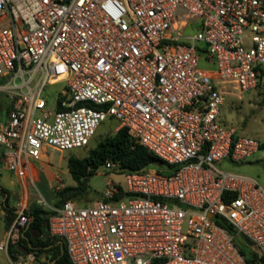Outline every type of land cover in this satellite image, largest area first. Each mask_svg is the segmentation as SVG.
Returning a JSON list of instances; mask_svg holds the SVG:
<instances>
[{
    "label": "built area",
    "instance_id": "obj_1",
    "mask_svg": "<svg viewBox=\"0 0 264 264\" xmlns=\"http://www.w3.org/2000/svg\"><path fill=\"white\" fill-rule=\"evenodd\" d=\"M1 76L6 169L31 178L47 147H86L108 118L174 165L124 171L125 186L110 182L93 204L51 206L48 230L73 264H249L216 218L264 255V187L220 166L261 142L218 120L226 94L264 79V0H0ZM28 206L16 203L0 239L12 264L37 261L9 250Z\"/></svg>",
    "mask_w": 264,
    "mask_h": 264
},
{
    "label": "rangeland",
    "instance_id": "obj_2",
    "mask_svg": "<svg viewBox=\"0 0 264 264\" xmlns=\"http://www.w3.org/2000/svg\"><path fill=\"white\" fill-rule=\"evenodd\" d=\"M186 32L191 31L189 28L184 29ZM200 65L209 67L203 60ZM213 66V65H212ZM7 76L0 77V122L5 121L8 115V109L12 104V98L5 90ZM19 80V79H18ZM64 86V82H57L47 86L46 91L56 97L57 91ZM54 106V101L49 103ZM219 122L227 125H234L238 128L240 134L256 137L261 142L259 148L245 160L230 162L224 159L220 166L225 169L242 172L255 177L264 187V89L262 87L252 88L240 94L228 93L225 95L224 102L221 105ZM115 119L108 118L101 122L91 137L86 147L70 148L58 150L53 147H47L39 159L31 161L32 181L29 179L30 192L35 198L44 200L43 206H54L55 191L66 184L76 183L68 169L69 154L83 155L88 148L94 146L99 139L107 133L112 132L115 126ZM1 155V154H0ZM0 162V172L9 173L2 167ZM88 183L87 195L84 198L76 199L81 203L93 204L101 196L104 189L110 182H116L125 186V175L123 172L113 168L100 165L96 172L86 178ZM56 186H59L56 188ZM16 202L20 198V193H16ZM3 220L2 217H0ZM254 247L258 250L257 246ZM259 251V250H258ZM260 252V251H259Z\"/></svg>",
    "mask_w": 264,
    "mask_h": 264
},
{
    "label": "trees",
    "instance_id": "obj_3",
    "mask_svg": "<svg viewBox=\"0 0 264 264\" xmlns=\"http://www.w3.org/2000/svg\"><path fill=\"white\" fill-rule=\"evenodd\" d=\"M259 86L264 89V79L259 80L254 88ZM10 108L11 106L8 111ZM115 123L117 122L115 121ZM223 125L229 126L227 124ZM261 146L260 144V148ZM109 160L118 164L120 168L118 171L120 172L140 170L149 166L168 173L174 170L173 164L163 160L152 150L138 142L128 133L125 127H120L99 139L94 146L88 148L85 154L80 156L69 154L68 169L76 183L63 185L55 191L54 207L61 206L67 199L76 200L86 197L88 191L87 176L96 172V169L100 165H104ZM0 162H2L1 155ZM119 195H122V193ZM28 208L30 223L24 229L20 239L9 247L10 252L13 253V257L15 258L30 250L35 251L38 258L39 251L41 250L40 245L45 243L41 234L45 233L48 215L53 212L52 208L45 207L37 201H32ZM5 210L7 221L10 222L16 215V212L11 208H5ZM216 220L226 228L233 242L249 264H264V255L254 247V243L246 235L234 230L226 221L219 218H216ZM55 264H73L68 257L65 247H63L60 260L55 261Z\"/></svg>",
    "mask_w": 264,
    "mask_h": 264
},
{
    "label": "crops",
    "instance_id": "obj_4",
    "mask_svg": "<svg viewBox=\"0 0 264 264\" xmlns=\"http://www.w3.org/2000/svg\"><path fill=\"white\" fill-rule=\"evenodd\" d=\"M1 163L3 165V162ZM2 167L6 169L4 166ZM31 167L32 166H30V172L32 174L33 172H36L37 175V170H35V168L32 170L33 167ZM6 170H8L9 173L6 172L2 174L0 172V217L3 218V220L0 219V239L3 237L4 232L10 223L7 221L5 210V208H9V205L7 204L9 193L13 192L16 194L19 192L20 198L18 201L25 203L26 205H29L32 201L38 202L39 199L35 198L30 192L29 179L32 181V177L30 178L26 174H18L9 169ZM58 187L59 186H56V188ZM15 209L16 208L13 209L14 212H16ZM41 236L45 240V243L40 245L41 250L39 251L36 264H55V261L60 260L61 254L63 253V247H65L64 241L61 237L50 234L48 224L45 227V233L41 234ZM0 264H12L4 251H0Z\"/></svg>",
    "mask_w": 264,
    "mask_h": 264
},
{
    "label": "flooded vegetation",
    "instance_id": "obj_5",
    "mask_svg": "<svg viewBox=\"0 0 264 264\" xmlns=\"http://www.w3.org/2000/svg\"><path fill=\"white\" fill-rule=\"evenodd\" d=\"M16 194L11 192L9 193L7 197V204L9 205V208L14 209L16 208Z\"/></svg>",
    "mask_w": 264,
    "mask_h": 264
},
{
    "label": "water",
    "instance_id": "obj_6",
    "mask_svg": "<svg viewBox=\"0 0 264 264\" xmlns=\"http://www.w3.org/2000/svg\"><path fill=\"white\" fill-rule=\"evenodd\" d=\"M177 204H181V201H179V200H176L175 201ZM15 211H17V209H15ZM28 224H29V222H28Z\"/></svg>",
    "mask_w": 264,
    "mask_h": 264
}]
</instances>
